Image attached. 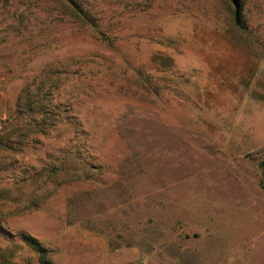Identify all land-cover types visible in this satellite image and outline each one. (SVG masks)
Instances as JSON below:
<instances>
[{
    "label": "rangeland",
    "instance_id": "1",
    "mask_svg": "<svg viewBox=\"0 0 264 264\" xmlns=\"http://www.w3.org/2000/svg\"><path fill=\"white\" fill-rule=\"evenodd\" d=\"M73 1L0 0V264H264V0Z\"/></svg>",
    "mask_w": 264,
    "mask_h": 264
},
{
    "label": "trees",
    "instance_id": "2",
    "mask_svg": "<svg viewBox=\"0 0 264 264\" xmlns=\"http://www.w3.org/2000/svg\"><path fill=\"white\" fill-rule=\"evenodd\" d=\"M65 2L71 6V8L74 6V9L72 10L73 13H80L81 12V18L83 20V22H87L88 21V16L86 15V13H84V11L81 10H76V6H75V2L73 0H65ZM230 2L235 5L236 7L238 6V0H230ZM78 11V12H77ZM234 23L235 26L243 32H246V27L244 25V23L241 20L240 17V12L239 9L237 8L234 11ZM94 27V31L95 33L99 36L102 37L103 34L101 33L99 27L97 26H93ZM111 43V41H109ZM43 106H36L34 111L35 116L37 115H42L40 120H37L36 118H34L35 116H33V118H31L29 120V125L32 126L33 128H36L37 126H39L40 124L42 125H46V120H47V116L45 115V112L43 111ZM37 109V110H36ZM32 111V110H31ZM42 111V112H41ZM51 125H55L54 123H51ZM263 171V177H264V167L262 169ZM24 241L31 246L38 254H39V264H50L48 262L47 256H48V251L42 247L38 242H36V240H34L33 238L29 237V236H24Z\"/></svg>",
    "mask_w": 264,
    "mask_h": 264
}]
</instances>
